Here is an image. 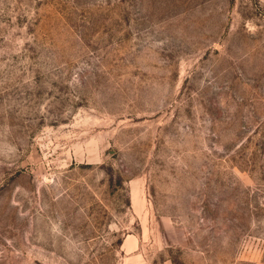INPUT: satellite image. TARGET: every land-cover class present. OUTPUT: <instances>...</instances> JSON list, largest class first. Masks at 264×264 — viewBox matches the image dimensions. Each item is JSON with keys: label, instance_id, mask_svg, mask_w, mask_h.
<instances>
[{"label": "rangeland", "instance_id": "1", "mask_svg": "<svg viewBox=\"0 0 264 264\" xmlns=\"http://www.w3.org/2000/svg\"><path fill=\"white\" fill-rule=\"evenodd\" d=\"M0 264H264V0H0Z\"/></svg>", "mask_w": 264, "mask_h": 264}]
</instances>
